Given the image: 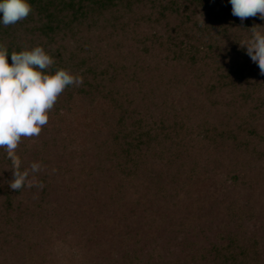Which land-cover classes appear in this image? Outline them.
I'll return each instance as SVG.
<instances>
[{"label":"trees","instance_id":"16d2710c","mask_svg":"<svg viewBox=\"0 0 264 264\" xmlns=\"http://www.w3.org/2000/svg\"><path fill=\"white\" fill-rule=\"evenodd\" d=\"M29 3L27 19L0 24L9 64L12 51L35 46L28 34L48 41L50 71L83 78L49 117L79 95L96 128L82 146L59 138L56 124L22 139V170L40 162L42 190L10 189L12 163L0 148V264L263 261L264 237L250 245L232 219L264 216V149L254 167L255 131L243 129L255 116L229 110L259 89L264 118V76L239 44L264 20L241 23L229 0ZM221 175L226 186L206 196ZM212 232L221 245L209 242Z\"/></svg>","mask_w":264,"mask_h":264},{"label":"clouds","instance_id":"9594fccd","mask_svg":"<svg viewBox=\"0 0 264 264\" xmlns=\"http://www.w3.org/2000/svg\"><path fill=\"white\" fill-rule=\"evenodd\" d=\"M229 3L232 15L241 23L257 16L264 20V0H229ZM32 11L29 0H0V24L15 25L27 19ZM250 31V38L239 44L246 48V54L264 76V27L254 25ZM10 55L11 64L7 46L0 43V148H4L12 163L9 187L14 191L33 186L42 190L45 185L37 181L35 174L43 165L33 162L22 170L18 146L22 139L40 136L59 96L69 86L80 87L83 78L63 68L52 73L55 61L42 46L12 51Z\"/></svg>","mask_w":264,"mask_h":264},{"label":"rangeland","instance_id":"374dc122","mask_svg":"<svg viewBox=\"0 0 264 264\" xmlns=\"http://www.w3.org/2000/svg\"><path fill=\"white\" fill-rule=\"evenodd\" d=\"M27 39H33L35 41V46H42L43 48L47 46L49 49L48 41L46 40H40L36 37V35L28 34ZM257 95H253L248 99V101L242 102L239 101L236 103L232 110H229V114H233V111L236 109L239 114L242 116V119L247 118V116L251 113L255 116V121L247 119L246 121L248 122L245 123L244 126V132L243 135H246V133L250 131H255L254 137H251L254 141V145H256L257 152L254 155V162L256 163L253 165L259 166L261 157L260 153L262 155V151L264 149V137H263V127H264V118L262 120H259V89L254 91ZM235 108V109H234ZM223 114L220 115V118L224 119L226 121V118L224 116V111L222 112ZM233 116V115H232ZM235 119H232L230 121L231 124H234ZM240 125L243 124L242 122H238ZM51 124H56L60 127L61 133L59 135V138H63L66 141H70L75 143L78 146H82L84 144V140L86 136L93 131L96 128L95 125V114L91 111L90 107L83 103L81 101V98L79 95H75L73 97V100L70 105V109L64 112L59 113L56 116H51L49 117V122L46 126H49ZM263 125V126H262ZM236 128V126H235ZM260 131V134H259ZM253 136V135H252ZM250 138V137H249ZM262 146V147H261ZM261 157V158H260ZM219 180V182L216 183V181ZM209 186L205 187V195L208 197H211V194L215 190H220L222 189L223 186H226V176L221 175L220 177H217L216 179L214 178L211 183H209ZM229 184V182H228ZM254 200V199H253ZM254 203V202H253ZM256 217L253 219H247V220H240L238 219H232V223H237L241 224L243 226V232L240 234V238L243 240H246L249 242L251 245L254 240L260 241L261 242V237H264V216L262 215L260 217L259 212L256 211L254 214ZM235 225H233L234 227ZM215 228V227H214ZM220 234V233H219ZM215 233H208V236L210 237V241L213 240V242H216L215 236L219 235ZM208 241H205L207 243ZM221 236L218 237L217 239V245H221ZM204 243V242H203ZM263 247V245L260 246V248ZM264 257V256H263ZM212 259V258H211ZM263 261H259V264H264V258L262 259Z\"/></svg>","mask_w":264,"mask_h":264}]
</instances>
